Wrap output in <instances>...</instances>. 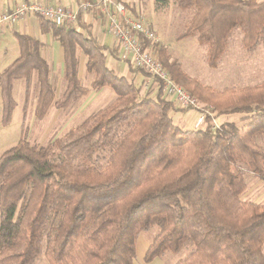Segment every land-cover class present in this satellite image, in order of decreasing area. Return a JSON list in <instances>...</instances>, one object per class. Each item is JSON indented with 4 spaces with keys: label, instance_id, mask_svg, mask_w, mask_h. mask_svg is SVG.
<instances>
[{
    "label": "trees",
    "instance_id": "1",
    "mask_svg": "<svg viewBox=\"0 0 264 264\" xmlns=\"http://www.w3.org/2000/svg\"><path fill=\"white\" fill-rule=\"evenodd\" d=\"M153 1L158 10L171 1L193 9L179 38L196 34L212 68L220 65L235 29L244 48L264 44V2ZM39 17L41 30L63 47L65 90L56 95L42 43L16 33L19 56L0 72L2 124L11 123L18 105L16 80L23 79L28 91L34 72L39 120L91 90L109 87L116 98L47 146L23 136L0 155V264H34L42 254L49 264H134L140 233L156 225L147 263L191 243L176 264H264V202L242 197L248 184L241 166L247 163L264 180V146L256 141L264 135V80L217 90L189 75L159 42L156 56L177 84L219 112L246 113L242 125L226 121L213 130L208 117L205 128L184 129L161 86L155 96H140L133 78L108 65V47L96 37ZM79 51L93 76L90 87L79 74Z\"/></svg>",
    "mask_w": 264,
    "mask_h": 264
},
{
    "label": "rangeland",
    "instance_id": "2",
    "mask_svg": "<svg viewBox=\"0 0 264 264\" xmlns=\"http://www.w3.org/2000/svg\"><path fill=\"white\" fill-rule=\"evenodd\" d=\"M192 14L193 9H180L173 1H171L167 8L158 10L156 7L155 9L148 7L146 10V18L149 23H152L153 27H151L154 29L156 35L164 40L172 58L178 59L189 75L217 90H223L227 87L255 85L264 80V44L261 42L254 50L244 48L242 45V32L239 28L233 31L220 65L216 68L209 66L207 62L208 47L205 44L199 43L196 34L185 38H179V34L185 30ZM5 37L7 40L10 37V42L14 41L15 47L19 50L16 38L12 37V35H7ZM79 56L80 77L83 84L90 87L93 76L86 70V56L82 51H79ZM119 60L123 61L121 58H119ZM51 68L52 82L56 88V95L60 97L66 87V82L63 78V67L60 63L56 65L53 63ZM38 92L39 82L35 72L30 81L28 91L23 79L16 80L14 95L18 105L11 123L7 126H4L1 121L2 99L0 92V155L8 148L15 145L23 136H25L30 143L39 148L47 146L50 141L65 135L69 130L78 126L90 115L107 106L116 98L114 91L109 87H104L99 91L91 90L88 95L82 97L67 109L52 107L46 117L39 120L35 117ZM143 95L146 94L140 93V96ZM153 95L155 96L156 94ZM168 99L173 102L171 98ZM199 101L203 105L211 106L200 99ZM173 104V108H177V111L180 110L183 113L187 111L177 106L174 102ZM212 110L214 120L211 119L209 122L213 125L217 124L219 127L226 121H233L238 125H242L244 122L242 117L246 114L222 113L213 108ZM196 118L197 113L195 112V115L191 119L186 117L185 121L179 125L184 129L205 128L207 126L202 125L197 127L195 125ZM256 141L264 146V135L262 133L258 134L256 136ZM241 166L244 168L248 184L242 197L251 200V198H249L250 193L260 190L259 192L262 193L263 196L259 198L257 202H264V180L261 182L260 186L256 185L255 182L259 180L256 179L257 177L253 174L247 163L242 162ZM56 223L57 218L54 217L46 230V235L53 232ZM159 229V226L156 225L148 231H142L139 236L140 240L146 236L145 233L154 237ZM45 244L46 238L44 239V247ZM190 244L191 243L185 244L179 252L166 251L162 256L155 258L152 262L163 261L165 264H176L191 251L192 246H190ZM142 251L143 248L140 245L134 264H145L144 260H141L139 256ZM34 264H49V262L45 255L42 254L36 259Z\"/></svg>",
    "mask_w": 264,
    "mask_h": 264
},
{
    "label": "built area",
    "instance_id": "3",
    "mask_svg": "<svg viewBox=\"0 0 264 264\" xmlns=\"http://www.w3.org/2000/svg\"><path fill=\"white\" fill-rule=\"evenodd\" d=\"M95 10L107 19V30L118 40L122 60L147 72L162 87L164 95L177 106L196 112L197 127L208 125V117L214 120L212 107L203 105L195 95L177 84L157 58L155 46L160 39L143 13L131 14L121 0H83L77 10L64 5L24 2L10 11L0 12V26L7 21L15 23L28 13L42 16L58 25H74L80 11ZM211 125L213 130L219 128L217 124Z\"/></svg>",
    "mask_w": 264,
    "mask_h": 264
},
{
    "label": "crops",
    "instance_id": "4",
    "mask_svg": "<svg viewBox=\"0 0 264 264\" xmlns=\"http://www.w3.org/2000/svg\"><path fill=\"white\" fill-rule=\"evenodd\" d=\"M82 1L83 0H0V12L10 11L17 6H20L24 2H40L46 5H64L66 7H71L72 9L77 10ZM121 1H123L128 6V11L131 14L137 15L139 13H143L145 18L146 10L148 7L155 9L153 0ZM256 1L264 2V0ZM107 25V19L103 17L97 10L92 12L80 11L78 21L75 23V26L80 31L96 37L101 44L108 47V49L106 50L107 63L111 68L115 69L118 73L128 78H133L135 84L140 86L141 94H156L159 86L153 79L141 72H133L131 69L132 66L129 63H127L126 61L123 62L124 60H119L120 49L118 40L107 30ZM150 25L153 27L152 23H150ZM16 33L27 34L36 37L43 45L42 52L44 54V57L48 60L50 66H52L53 63L55 65L60 63L62 64L64 73V52L60 41L52 34V32H43L41 30L40 17L32 13H28L24 18L16 21L15 23L7 21L0 26V72H2L19 56L20 48L18 50L15 47L14 41L10 42V37L8 40L5 37L7 35H12V37L16 38ZM158 37L160 39V36ZM160 42L168 48L167 44L164 43V40L160 39ZM112 50H114V53L110 52ZM187 111L183 113L180 110L177 111V108H174L170 111V113L173 116L175 123L182 124L185 121L186 117H189L191 119L195 115L194 111ZM256 179H258L259 181L255 182V184L260 186L263 180L260 178ZM259 191L260 190H256L253 193H250L249 198L257 202V200L263 196V194ZM145 234L146 236H144L143 239L140 240L139 237L137 240V252H139L140 245L143 248L142 253H140L139 255L141 260H144V256L154 239V237L150 236L148 233ZM157 262L158 264H165L163 261ZM157 262L151 261L148 263L145 262V264H157Z\"/></svg>",
    "mask_w": 264,
    "mask_h": 264
}]
</instances>
